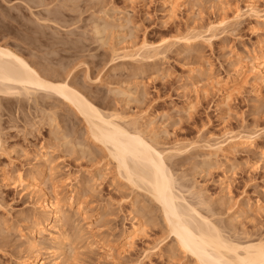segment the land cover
<instances>
[{
    "label": "rangeland",
    "instance_id": "1",
    "mask_svg": "<svg viewBox=\"0 0 264 264\" xmlns=\"http://www.w3.org/2000/svg\"><path fill=\"white\" fill-rule=\"evenodd\" d=\"M250 2L264 13V0H189L174 12L166 0H0V42L40 72L67 75L103 111L136 119L161 146L185 144L168 161L186 199H200L202 213L241 237L264 238V83L257 95L247 72L237 77L248 51L264 42V20L245 11ZM235 8L245 12L239 20ZM223 17L210 43L182 46L175 38ZM24 34L38 39L27 43ZM143 40L156 47L153 57L120 56ZM225 79L238 87L228 100L216 84ZM44 95L0 97V264L25 254L30 216L41 214L37 190L50 196L54 180L73 198L57 253L47 234L37 238L44 264H194L166 237L158 204L117 175L80 114ZM248 129L260 132L250 146L217 153L207 146ZM136 223L143 229L127 240Z\"/></svg>",
    "mask_w": 264,
    "mask_h": 264
},
{
    "label": "bare ground",
    "instance_id": "2",
    "mask_svg": "<svg viewBox=\"0 0 264 264\" xmlns=\"http://www.w3.org/2000/svg\"><path fill=\"white\" fill-rule=\"evenodd\" d=\"M30 1L33 2V0ZM39 1L41 0H34V2ZM187 1L189 0H166L170 12H174L178 5ZM245 8L248 15L251 14L256 19L264 20V13H260L254 3H248ZM56 14L58 13L53 14V19H59ZM244 14L245 12H240L239 9L235 8L232 19L239 20ZM9 16L7 17L9 18ZM1 17L3 18L4 15ZM61 17L63 18V16ZM47 19L50 20V18ZM225 21L223 17L219 21L209 22L206 26L190 28V30L183 31L184 33H179L175 38L181 42L182 46H189L198 42L210 43L211 39L216 36L214 30ZM97 31L99 32V30ZM24 36L26 35L24 34ZM33 38L36 39L37 37L35 38L34 35L30 38L27 37L29 39L27 43H32ZM135 46L129 49L121 48L125 49L121 53L123 55L120 56L151 58L156 54L154 52L156 47L146 40ZM257 47L258 52H255L254 49L248 51L247 68H241L237 77L241 79L242 74L247 72L246 75L251 76L252 85L258 95L260 94V86L264 83V42H259ZM15 49L0 42V97L27 96L29 98L32 94L42 92L45 95L55 96L74 108L84 120L92 141L106 151V155L115 166L117 175L129 185L145 190L158 204L168 233L166 237L172 236L176 246L187 256H190L194 264H264L263 237L248 238L247 234L244 238L241 237L237 230L232 231L234 228L228 225L230 223L224 225L220 221V223L222 222L220 224L218 220L211 219L209 215L202 213L197 208L196 205L202 203L199 199L200 195L196 202H190L184 196L180 188L185 185L179 183L180 181L178 182L168 160L177 153L185 151V144L176 142L168 147L161 146L157 142L155 134H147L136 119H129L115 110L103 111L89 100L85 93L77 89L66 78L67 75L65 77L64 75L49 74L51 71L40 72L35 67L34 62L25 59L22 52ZM113 52L115 51L113 50ZM216 84L221 86L219 90L227 100L238 88L235 84L232 85L233 87L226 86L228 84L226 79L224 83L217 81ZM205 90L207 91V89ZM258 131V129H248L233 133L229 130L226 132L229 134L225 139L218 141L212 138L207 146L213 151L212 153L225 151L229 148L250 146L258 139L260 134ZM51 169L52 167H50ZM52 174L53 172H50V175ZM41 176H43V167L37 169V174L32 176V181L28 183V186L37 188L34 181ZM60 182L61 180L53 181V193L50 196L38 188L37 191H39L41 198L37 207L41 214L30 216V223L27 226L30 235L28 247L16 264H44L40 247L37 244V238L42 234H47L50 241L57 246L54 250L56 253L66 239L65 221L67 218L64 214V207L71 205L73 194L66 198L61 195L59 192L60 184H58ZM141 225L140 223L132 225L126 235L127 240L132 238V234L134 235L135 232L143 229H141ZM231 228L233 229L231 230Z\"/></svg>",
    "mask_w": 264,
    "mask_h": 264
}]
</instances>
